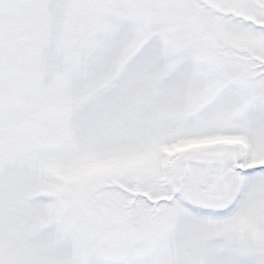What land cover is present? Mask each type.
<instances>
[{
    "label": "snow or ice",
    "instance_id": "snow-or-ice-1",
    "mask_svg": "<svg viewBox=\"0 0 264 264\" xmlns=\"http://www.w3.org/2000/svg\"><path fill=\"white\" fill-rule=\"evenodd\" d=\"M0 264H264V0H0Z\"/></svg>",
    "mask_w": 264,
    "mask_h": 264
}]
</instances>
